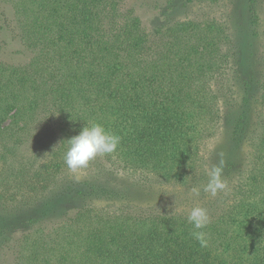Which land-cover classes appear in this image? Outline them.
Instances as JSON below:
<instances>
[{
    "label": "trees",
    "instance_id": "1",
    "mask_svg": "<svg viewBox=\"0 0 264 264\" xmlns=\"http://www.w3.org/2000/svg\"><path fill=\"white\" fill-rule=\"evenodd\" d=\"M194 1L166 0L145 26L125 0H0V38L30 54L7 63L0 42L1 155L50 141L47 158L15 178L24 199L0 218V264H264V121L234 116L229 82L256 85L232 21L185 17ZM246 11L256 35L257 0ZM91 123L120 144L73 173L68 141ZM223 132L251 157L224 162L226 188L213 197L207 169L220 161L206 144ZM130 184L196 188L198 204L142 206ZM194 207L210 218L206 247L192 237Z\"/></svg>",
    "mask_w": 264,
    "mask_h": 264
},
{
    "label": "rangeland",
    "instance_id": "2",
    "mask_svg": "<svg viewBox=\"0 0 264 264\" xmlns=\"http://www.w3.org/2000/svg\"><path fill=\"white\" fill-rule=\"evenodd\" d=\"M126 8L131 9L139 16L145 26L151 25L158 12L166 6V0H125ZM248 0H195L184 12V16L206 21L218 19L232 21L234 38L243 55L244 72H249L252 82L256 86L250 87V92L241 85L242 83H230L229 87L235 99V115L246 114L248 124L257 128L264 121V101L262 89L257 83H264V0H257L258 12L261 17L260 28L256 35L247 24ZM0 2V7H1ZM8 10V15L11 10ZM183 17V16H182ZM5 42V50L2 60L17 64L27 61L30 54L26 52L20 43L11 38L9 34L0 38ZM254 89V91H252ZM210 158L225 162L232 161L243 166L249 165L251 149L247 146L236 148L229 141V134L223 132L207 139ZM50 146V141L42 137L38 142L27 148L15 151L14 154L1 155L0 152V218L6 219L14 212L16 204L23 201L22 192L19 190V180L15 181L20 169L31 170L37 168L45 158ZM32 174V172H31ZM128 184V183H127ZM133 200L146 207H168L174 209H188L198 204L199 195H195L190 189L178 186L152 185L151 188H136L129 185ZM4 255V258H3ZM4 261L9 262L10 252H2Z\"/></svg>",
    "mask_w": 264,
    "mask_h": 264
},
{
    "label": "clouds",
    "instance_id": "3",
    "mask_svg": "<svg viewBox=\"0 0 264 264\" xmlns=\"http://www.w3.org/2000/svg\"><path fill=\"white\" fill-rule=\"evenodd\" d=\"M120 141V136L111 133L102 124L91 123L83 127L79 135L68 141L69 147L64 154V163L67 169L73 173L87 169L97 157L114 153ZM223 165L224 161L221 159L219 164L212 165L207 169L208 182L204 187V191L210 193L213 197L226 188L222 180ZM192 192L199 195V190L196 188H193ZM187 220L194 229L192 237L201 247H206L208 244L207 233L203 229L210 222L207 210L202 207H194L188 214Z\"/></svg>",
    "mask_w": 264,
    "mask_h": 264
}]
</instances>
